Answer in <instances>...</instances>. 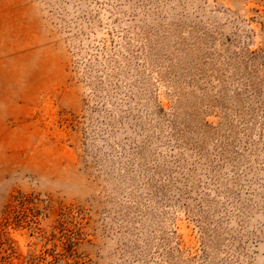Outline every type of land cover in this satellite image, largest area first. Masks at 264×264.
I'll return each instance as SVG.
<instances>
[{
	"label": "rangeland",
	"instance_id": "374dc122",
	"mask_svg": "<svg viewBox=\"0 0 264 264\" xmlns=\"http://www.w3.org/2000/svg\"><path fill=\"white\" fill-rule=\"evenodd\" d=\"M0 264H264V0H0Z\"/></svg>",
	"mask_w": 264,
	"mask_h": 264
}]
</instances>
